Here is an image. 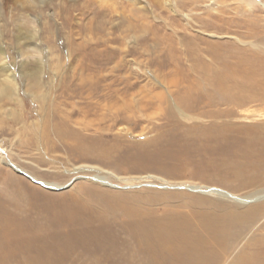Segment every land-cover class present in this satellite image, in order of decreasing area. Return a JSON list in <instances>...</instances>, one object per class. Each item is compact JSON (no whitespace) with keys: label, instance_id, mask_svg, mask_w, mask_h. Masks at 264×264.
I'll use <instances>...</instances> for the list:
<instances>
[{"label":"rangeland","instance_id":"obj_1","mask_svg":"<svg viewBox=\"0 0 264 264\" xmlns=\"http://www.w3.org/2000/svg\"><path fill=\"white\" fill-rule=\"evenodd\" d=\"M137 1L0 0V264H264V0Z\"/></svg>","mask_w":264,"mask_h":264},{"label":"bare ground","instance_id":"obj_2","mask_svg":"<svg viewBox=\"0 0 264 264\" xmlns=\"http://www.w3.org/2000/svg\"><path fill=\"white\" fill-rule=\"evenodd\" d=\"M250 1V0H249ZM128 2H129V4H130V7L132 8V10L131 11H133V12H136V13H138V11H141L138 7H137V4H138V1L137 0H128ZM127 2V3H128ZM154 3V4H153ZM152 4L153 5H161V0H154V1H152ZM145 9H146V7H145ZM143 12V11H142ZM142 14V13H141ZM229 15V14H228ZM226 19V18H225ZM227 26V25H226ZM166 27V26H165ZM129 29V28H128ZM145 29H147V28H145ZM154 35V34H153ZM155 39V38H154ZM0 53H1V51H0ZM1 55H2V53H1ZM22 66V65H21ZM21 68V67H20ZM33 68V67H32ZM3 69H4V71H3ZM3 69H0V73L2 74H4V73H6L7 71H8V69L7 68H3ZM33 70V69H32ZM187 70V69H186ZM193 70V69H192ZM37 72H38V70H35V72H34V74H31L30 75V78L32 79V83H34L35 84V86L38 88L39 87V78H38V74H37ZM195 72V71H194ZM6 76V75H5ZM9 76H7L6 78H4L2 81H0V96H2V97H4V96H6L7 98L9 97L10 98V96L14 93V86H12L13 85V83L12 84H10V82H11V80H9V78H8ZM9 85V86H8ZM84 124V123H83ZM86 124H88V123H86ZM87 127V126H86ZM14 168V167H13ZM16 171H17V169H16ZM19 171V170H18ZM20 172V174H23L21 171H19ZM45 186V185H44ZM46 187H52V186H50V185H46ZM218 190H211V192L213 193V192H215V193H219V192H217ZM264 199V192L260 195V196H258L257 198H255L254 199V202H256V201H260V200H263ZM242 203H246V200L245 201H243ZM258 213H260V212H257L256 214H258ZM264 252V251H263Z\"/></svg>","mask_w":264,"mask_h":264}]
</instances>
